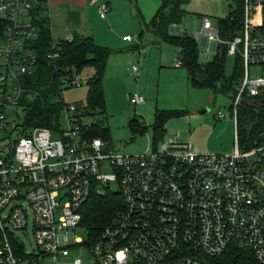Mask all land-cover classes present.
<instances>
[{"label": "built area", "instance_id": "built-area-1", "mask_svg": "<svg viewBox=\"0 0 264 264\" xmlns=\"http://www.w3.org/2000/svg\"><path fill=\"white\" fill-rule=\"evenodd\" d=\"M91 3L107 18L108 1ZM40 5L46 8L48 0H0V264H62L61 257L84 244L94 264H264V137L244 148L237 134L240 105L264 93V74L251 71H264V0H243L241 31L233 39H222L210 18L194 35L199 43L207 37L205 58L214 43L215 54L227 43L228 55L243 60L232 103V153L195 152L178 135L143 154H119L109 140L88 132L90 115L76 103L63 109L64 127L8 120L11 107L25 112L23 83L38 64L31 43L39 36L34 11ZM173 65L182 67V59ZM78 76L66 84L78 85ZM144 101L131 96L134 104ZM224 117L219 110L217 118ZM115 182L121 204L96 238L85 242L76 236L84 229L83 208L93 193L116 191ZM28 209L34 218L32 252L15 236L28 228ZM64 264L85 263L76 258Z\"/></svg>", "mask_w": 264, "mask_h": 264}, {"label": "rangeland", "instance_id": "rangeland-1", "mask_svg": "<svg viewBox=\"0 0 264 264\" xmlns=\"http://www.w3.org/2000/svg\"><path fill=\"white\" fill-rule=\"evenodd\" d=\"M234 0H189L185 5L186 14L178 26L181 32L195 35L201 31L204 18H210L217 26L219 18L229 14ZM111 9L107 18L92 14L85 29L95 42L110 51L103 85L106 111L85 119L86 123L101 121L109 127L111 147L119 154H143L154 145L152 124L156 110H186L188 113L172 117L165 123L164 137L176 138L186 143L195 152L232 153L236 150V129L232 118L233 91L216 92L212 88L192 87L188 83L186 69L173 65L182 59L179 46L160 40L148 28L159 6V0H110ZM66 26V23H62ZM62 25V26H63ZM179 33V32H176ZM54 33L53 38L67 36ZM125 34L133 36L131 42L123 41ZM201 53L205 47L201 46ZM236 55L226 56V74L234 75ZM209 57L205 58L207 62ZM136 67V69H135ZM92 68H85L79 74V84L63 88L62 100L67 103L86 104L88 99L87 78ZM252 76L263 75L262 67H252ZM141 95L143 103L131 102L132 95ZM208 108L204 113L202 109ZM221 110L226 117L218 119ZM8 120L24 123L25 112L21 107H11ZM140 119L147 129L144 133H134L130 128L133 118ZM62 127L66 126L61 118ZM59 135H53L58 139ZM117 191V183H113ZM29 223L25 231H16L15 236L24 243L28 252L35 246L33 211L28 209ZM77 237L88 242L87 232L81 228ZM80 258L85 264H94L95 257L87 244L72 250L70 257H61L59 262Z\"/></svg>", "mask_w": 264, "mask_h": 264}, {"label": "trees", "instance_id": "trees-1", "mask_svg": "<svg viewBox=\"0 0 264 264\" xmlns=\"http://www.w3.org/2000/svg\"><path fill=\"white\" fill-rule=\"evenodd\" d=\"M189 0H161L155 15L147 26L160 40L179 46L182 53L183 67L187 71L188 83L192 87L212 88L216 92L233 91L237 94V86L244 74L241 57L237 56L234 75L226 74V56L228 44H219L213 61H200V43L190 33H175L171 27L179 25L186 14L185 5ZM45 7L39 6L34 11L39 27V36L31 43L37 52L38 64L35 72L24 80L26 92L23 96L25 122L27 127L54 128L60 124L63 109L67 102L62 100L63 88L72 87L65 80H71L85 68H92L87 78V103L79 104L85 108V114L94 116L105 113L106 101L104 91V75L110 57L107 47L97 44L91 35L75 33L71 38L55 40L51 33L49 17L44 15ZM243 19V0H234L230 5L229 14L219 18L217 27L220 37L231 40L241 31ZM57 53L56 57L50 54ZM264 93L249 99H263ZM186 110H156L152 124L154 145L164 138L165 123L172 117L186 115ZM130 128L134 133H144L147 126L137 117L131 119ZM92 136H102L109 140V127L101 121L90 123ZM237 134L239 145L250 148L264 137V105L258 108L253 105L241 104L238 110ZM118 191L104 194L93 193L83 208L81 225L87 232L88 239L94 240L101 228L115 213L121 204Z\"/></svg>", "mask_w": 264, "mask_h": 264}, {"label": "crops", "instance_id": "crops-1", "mask_svg": "<svg viewBox=\"0 0 264 264\" xmlns=\"http://www.w3.org/2000/svg\"><path fill=\"white\" fill-rule=\"evenodd\" d=\"M106 1H108L110 4V0ZM160 3L161 0H159V6ZM159 6H157V9ZM97 10L98 4H92L91 0H48V5L46 6L44 15H47L49 17L52 35L54 33H61L60 35L67 36L66 38H71L75 33L91 35L88 30L85 29V26L86 24H89V17L94 13L97 14ZM62 23H66V26ZM172 32H181V28L178 25H174L172 28ZM126 35L130 34H125L123 35V37ZM123 41L131 42L124 39ZM208 46L209 44L203 46L205 47V50L202 51L204 60V53L207 51Z\"/></svg>", "mask_w": 264, "mask_h": 264}, {"label": "water", "instance_id": "water-1", "mask_svg": "<svg viewBox=\"0 0 264 264\" xmlns=\"http://www.w3.org/2000/svg\"><path fill=\"white\" fill-rule=\"evenodd\" d=\"M172 28H173V26L171 27V29ZM207 44H208L207 37L203 36L202 39H201L200 45L201 46H206ZM215 49H216V45L214 43L213 44V50L215 51ZM214 51L212 52L211 56L209 57V60H208L209 62L213 61V59H214V56H215V52ZM200 61L204 62V58H203L202 54L200 55ZM243 103L246 104V105H253V106H256L258 108H261L264 105V98L260 99V100H244ZM207 110H208V108L202 109L200 111V113H204Z\"/></svg>", "mask_w": 264, "mask_h": 264}]
</instances>
